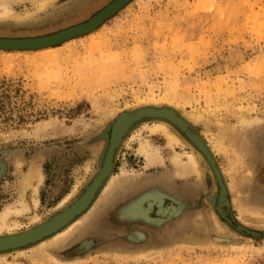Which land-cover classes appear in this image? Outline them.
Returning <instances> with one entry per match:
<instances>
[{
	"label": "rangeland",
	"instance_id": "obj_1",
	"mask_svg": "<svg viewBox=\"0 0 264 264\" xmlns=\"http://www.w3.org/2000/svg\"><path fill=\"white\" fill-rule=\"evenodd\" d=\"M6 1L14 17L0 18V38L58 32L112 0ZM144 106L172 107L192 120L225 170L226 207L246 229L264 233V0H131L86 35L39 50H0V211L24 196L29 210L12 218L21 221L18 231L60 212L99 170L116 116ZM156 122L137 124L120 147L114 173L124 168L135 177L116 184L83 225L47 251L58 264H264V236L238 232L217 212L219 182L205 160L199 157L200 176L175 174L166 156L164 165L144 169L139 144L151 139L147 126ZM221 124L244 139L237 171L230 167L235 153L217 142ZM44 126L51 132L37 135ZM152 138L165 147L164 136ZM31 172L40 178L27 186ZM140 190L156 194L141 207L158 219L159 236L148 220L133 229L117 224L118 211ZM154 199L176 212H159ZM29 249L4 254L0 264H37Z\"/></svg>",
	"mask_w": 264,
	"mask_h": 264
},
{
	"label": "bare ground",
	"instance_id": "obj_2",
	"mask_svg": "<svg viewBox=\"0 0 264 264\" xmlns=\"http://www.w3.org/2000/svg\"><path fill=\"white\" fill-rule=\"evenodd\" d=\"M54 0H39L40 5L50 4ZM127 0H112L106 6H104L100 11H103L108 6V9L102 12L99 16L97 13L93 16H89L87 20L79 22L64 29L58 31L57 37H64L65 35H71L75 32L79 33L86 29L94 27L97 22L101 19L100 17L104 16L107 12L116 8L117 5L125 3ZM128 4V3H127ZM126 4V5H127ZM111 5V6H110ZM14 17L13 11L10 7V3L6 0L0 5V18L5 19L8 17ZM57 33V32H55ZM54 34V33H53ZM50 35V34H48ZM45 36V35H43ZM38 37V36H35ZM123 114V115H122ZM120 114H118L119 116ZM144 115H162L171 121L174 126L177 127L178 131L173 132L167 125V122L164 120H159L160 122L153 123L151 125L146 124L144 126L150 127V136L154 137L156 135L164 136L166 140L165 147L153 143L154 139L151 137L141 138L138 152L145 159L144 169L155 168L165 164V156L170 159L173 164L175 174H178L183 177H188L192 174L200 176V158L206 161L209 166L216 172L219 179L218 193L215 201V208L222 219H224L229 225L232 222L236 223L237 219L231 209L226 207V203H229V188L227 182L225 181L224 172L225 170L218 163V160L210 148L208 143L205 141L203 136L195 131L192 120L186 117L184 114L178 113L174 108L168 106H144L138 108L136 111H123L118 122L114 126L113 136L109 139L108 146L104 149V152L101 156L102 165L97 173V177L92 180V184L87 187V192L81 193L72 203V206L67 205L64 207L60 213L52 219L46 221H41L40 223L34 225L31 228L18 231L19 224L21 221L14 220L13 215H20L29 210V204L25 201L23 195L15 203H9L4 206L0 211V251L14 248L17 246H28L25 248L17 249L20 251V254H23L27 251H24L26 248H30L29 251H33L32 255L34 261L37 264H58L56 259L51 256L47 251V247L52 243H58L62 240H65L71 233L75 232L77 228L83 225L89 218L90 214H94L95 209L98 207L101 201L107 199L111 192L115 189V185L121 182H126L127 179L135 177L134 173L129 172L126 169H122L120 173L115 174L114 169L116 166V160L119 154L120 147L126 139V135L134 125V122L138 120L141 116ZM218 143L227 142L228 146L224 148L225 151H233L235 157L231 160V169L237 171L239 165L244 161L245 150L243 144V138L241 139L235 129L232 126L226 124H221ZM58 130V129H57ZM37 135L45 136L51 131L44 127L37 128ZM55 132V129H52ZM130 133V132H129ZM189 145L192 147L193 151H197L196 154L193 151H178L177 146ZM29 179L27 180L26 185L31 186L32 180L34 178H40L39 173L31 172L29 173ZM147 190V189H146ZM146 190L137 191L138 196L132 198L126 202L123 206V210L118 211V220L117 224L123 227L124 229H133L137 226H145V221L148 220L150 225H148L149 230L155 235H160L161 230L156 226L158 219L150 221L147 218L146 211L142 210L141 202L146 198L156 196V194H148ZM77 191V186L74 187L72 193H70L62 202L64 205L72 195ZM148 194V195H147ZM150 195V196H149ZM34 206L36 207L39 204L38 200V185L33 186V200ZM157 204L161 213H169L170 211L176 212L177 207L174 204L166 205L165 200L154 199L153 204ZM152 204V206H154ZM230 210V211H229ZM257 210V209H256ZM255 209L244 210L250 213L260 215L262 212L256 211ZM256 211V212H255ZM108 211L96 213L95 216H91L89 219V224H97L98 220L104 217ZM93 217V218H92ZM39 218L38 215H34L31 220L36 221ZM151 223H155L153 227ZM17 229V230H16ZM52 234L50 237L44 239L45 236ZM43 238V240H42ZM41 239V241H40ZM129 239V237H128ZM39 240V241H36ZM36 241V243L31 244V242ZM125 242V241H123ZM31 244V245H30ZM10 252L0 253V259H2L4 254ZM62 264V263H59Z\"/></svg>",
	"mask_w": 264,
	"mask_h": 264
},
{
	"label": "water",
	"instance_id": "obj_3",
	"mask_svg": "<svg viewBox=\"0 0 264 264\" xmlns=\"http://www.w3.org/2000/svg\"><path fill=\"white\" fill-rule=\"evenodd\" d=\"M131 0H127L125 3L117 5L115 9L107 12L104 16L100 17L101 19L97 22V24L94 27L90 26V29H86L82 32H75L74 34L71 35H65L64 37H57L56 35L60 32L57 33H52L50 35H45V36H38V37H25V38H0V50H11V51H23V50H39V49H44V48H48V47H53L56 45H59L61 43H64L70 39L76 38V37H80L83 35H86L94 30H96L100 25H102L104 23V21H106L109 17H111L112 15H114L116 12H118L122 7H124L127 3H129ZM111 6V5H110ZM109 7V6H108ZM108 7L106 9H104L103 11H100L99 13H97V15L99 16L102 12H104L105 10L108 9ZM63 31V30H62ZM138 110V109H136ZM134 110V111H136ZM133 111V112H134ZM132 112V111H131ZM122 113V112H121ZM120 115L116 116V118L114 119V121L111 123L110 125V134H109V138H108V142L109 139L113 136V132H114V126L115 124L118 122ZM123 115V114H122ZM150 120H164L165 122H167L166 120H168L166 117L162 116V115H144L141 116L138 120H136L134 122V125L132 126V128L130 129V131L139 123L144 122V121H150ZM168 123H171L172 125H174L171 121L168 120ZM176 127V126H175ZM177 128V127H176ZM129 131V132H130ZM128 132V134H129ZM127 134V135H128ZM126 135V136H127ZM108 146V145H107ZM102 165V161L100 163V168ZM99 168V169H100ZM213 170V169H212ZM99 171V170H98ZM97 171V173H98ZM214 171V170H213ZM215 172V171H214ZM97 173L94 175V177L92 178V180H94L98 175ZM216 173V172H215ZM217 175V174H216ZM218 179V176H217ZM92 180L90 181V183L86 186V188L84 189V191L87 189V187L92 184ZM219 181V179H218ZM88 190V189H87ZM87 190L85 192H87ZM83 191V192H84ZM82 192V193H83ZM81 196V195H80ZM79 198V197H78ZM77 198V199H78ZM76 199V200H77ZM75 203V202H74ZM74 203H71L72 205ZM70 204V206H72ZM69 206V205H68ZM226 206H230V199H229V203H226ZM66 208V207H65ZM63 210V209H62ZM61 210V211H62ZM230 211V210H229ZM60 213V212H58ZM56 213V214H58ZM56 214H54L53 216H51L48 219H52L56 216ZM47 219V220H48ZM46 221V220H45ZM231 226L236 229L238 232H242L244 235L250 236V237H261L264 236V233L262 232H258V231H252L249 229H246L244 226H242L238 221H236V223L232 222ZM52 234H49L47 236L44 237V239H46L47 237H50ZM43 240V238H42ZM39 241V240H36ZM36 241L31 242V244L36 243ZM41 241V239H40ZM30 244V245H31ZM28 246H17L14 248H10V249H6L3 251H0V253H4V252H12V251H16L17 249H21V248H25Z\"/></svg>",
	"mask_w": 264,
	"mask_h": 264
}]
</instances>
